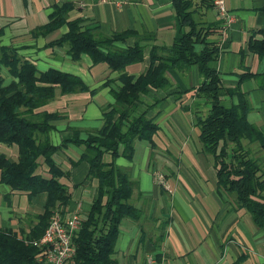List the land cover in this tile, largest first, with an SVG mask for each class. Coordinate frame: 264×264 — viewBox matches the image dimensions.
<instances>
[{
	"label": "crops",
	"instance_id": "obj_1",
	"mask_svg": "<svg viewBox=\"0 0 264 264\" xmlns=\"http://www.w3.org/2000/svg\"><path fill=\"white\" fill-rule=\"evenodd\" d=\"M65 2L73 5L69 19L80 18L83 26L96 27L102 35L126 30L140 36L153 35V41L140 43L142 61L124 68L133 77L147 69L151 45L167 47L180 31L171 0H0V46L14 48L19 57L31 62L38 71L54 69L70 74L89 90H95L93 96L88 93L57 96L37 110L62 116L52 123L54 129L49 133L54 146L69 140L72 130L78 131L79 139H84L87 133L98 129L100 109L112 103L109 89L118 85L114 81L117 73L104 64L91 65L85 55L73 62L64 47H45L64 33L65 27L44 37H30L31 30L47 22L51 7ZM224 5L234 19L228 26L220 24L212 8L197 9L202 21L214 24L220 31L219 36L210 38L219 48L211 66L224 87H233L238 76L247 71L254 75L243 80L239 89L249 108L246 120L260 131L264 140V55L258 58L247 51L249 39L264 38L258 32L264 33V0H224ZM133 42V38H128L116 46H130ZM167 77L169 87L148 89L140 95L137 107L158 127L152 136L154 147L135 141L131 160L117 157L113 161L128 174L132 184L129 203L141 211L138 222L121 221L113 258L118 264H264L261 231L243 210L236 208L232 197L216 191L211 158L201 151L199 132L192 124L193 105L197 102L194 90L199 84L196 68L171 70ZM0 78L3 83L10 80L3 67ZM234 103L235 97L220 98L224 107ZM200 109L204 111L199 106L197 110ZM258 152L262 154L260 165L264 171V150ZM79 154L80 148L67 144L52 156L59 169L68 175L58 181L70 195L63 217L73 213L84 215L94 198L95 182L85 180L87 165L76 163ZM0 155L14 162L17 149L14 145L0 144ZM102 160L109 163L111 158L105 154ZM37 162L35 174L49 178L41 159ZM157 175L163 178V185L157 184ZM26 195L10 192L0 184V230L10 229L20 237L34 225V217L43 212L45 194L29 200ZM153 248L156 251L152 252Z\"/></svg>",
	"mask_w": 264,
	"mask_h": 264
},
{
	"label": "trees",
	"instance_id": "obj_2",
	"mask_svg": "<svg viewBox=\"0 0 264 264\" xmlns=\"http://www.w3.org/2000/svg\"><path fill=\"white\" fill-rule=\"evenodd\" d=\"M171 5L180 27L179 35L167 47L151 45L148 67L137 77L125 73L124 68L142 61L140 43L153 41L152 34L140 36L126 30L102 35L96 27L83 26L80 18L69 19L73 5L67 2L52 6L47 22L30 31V37L37 38L65 27V32L48 42L46 48L64 47L73 62L85 55L91 65L104 64L117 73L114 81L118 85L109 89L112 103L100 109V127L87 133L84 139H79L78 131L72 130V137L56 146L50 143L49 133L54 129L52 123L62 116L37 110L57 96L75 93L93 96L95 90H89L76 76L54 69L38 71L31 62L19 57L14 48L0 46V67L10 77L7 83L0 78V144L14 145L17 149L14 162L0 155V184L10 192L27 193L28 200L45 194L43 212L34 217L35 223L27 233L18 237L10 229L0 230V264H43L36 261L38 249L31 242L42 235L55 209L64 213L70 199L58 182L67 179V172L61 171L52 159L67 144L80 148L76 163L84 162L85 180L95 182L94 198L87 212L79 215L78 228L71 239L74 263L118 264L113 255L119 225L123 219L138 222L141 211L129 203L132 184L128 174L113 161L117 157L131 160L135 141L154 147L152 136L158 127L152 118L146 117L145 111L137 110L140 95L148 89H166L170 85L169 71L190 67H195L199 76L192 124L199 132L201 151L211 158L216 191L232 197L236 208L249 216L264 237V171L260 165L262 154L258 152L264 150V140L260 131L246 120L249 108L239 89L243 80L254 75L248 71L240 74L233 87L221 84L219 74L211 66L219 48L210 39L219 36L220 31L214 24L202 21L197 11L199 7L212 8L210 0H171ZM258 32L264 37L263 30ZM128 38L134 39L132 45L116 46ZM247 51L262 57L264 38L249 39ZM221 97H235V103L224 107L220 104ZM199 106L204 111H198ZM105 154L111 158L109 163L102 160ZM39 158L47 169V179L35 174Z\"/></svg>",
	"mask_w": 264,
	"mask_h": 264
},
{
	"label": "built area",
	"instance_id": "obj_3",
	"mask_svg": "<svg viewBox=\"0 0 264 264\" xmlns=\"http://www.w3.org/2000/svg\"><path fill=\"white\" fill-rule=\"evenodd\" d=\"M212 10L216 19L222 26H228L234 19L225 8L224 0H211ZM163 178L157 175L155 180L158 185H163ZM60 208L55 209L48 219L42 235L31 242L38 249L36 261L43 264H75L73 260L74 246L72 236L78 228L79 215L73 213L63 217Z\"/></svg>",
	"mask_w": 264,
	"mask_h": 264
},
{
	"label": "rangeland",
	"instance_id": "obj_4",
	"mask_svg": "<svg viewBox=\"0 0 264 264\" xmlns=\"http://www.w3.org/2000/svg\"><path fill=\"white\" fill-rule=\"evenodd\" d=\"M263 197H264V195H263ZM263 202H264V200H263ZM156 244H157V241L154 239L153 245H156Z\"/></svg>",
	"mask_w": 264,
	"mask_h": 264
}]
</instances>
